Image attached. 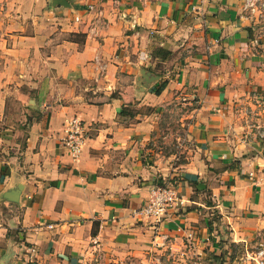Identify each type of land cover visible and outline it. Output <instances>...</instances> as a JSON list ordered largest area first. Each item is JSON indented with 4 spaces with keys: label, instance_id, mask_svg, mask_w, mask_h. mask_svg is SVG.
Wrapping results in <instances>:
<instances>
[{
    "label": "crops",
    "instance_id": "0c3cea01",
    "mask_svg": "<svg viewBox=\"0 0 264 264\" xmlns=\"http://www.w3.org/2000/svg\"><path fill=\"white\" fill-rule=\"evenodd\" d=\"M262 23L243 0H0V264H249L264 245ZM75 115L78 159L62 143ZM163 183L186 204L135 214Z\"/></svg>",
    "mask_w": 264,
    "mask_h": 264
},
{
    "label": "built area",
    "instance_id": "2783aa9c",
    "mask_svg": "<svg viewBox=\"0 0 264 264\" xmlns=\"http://www.w3.org/2000/svg\"><path fill=\"white\" fill-rule=\"evenodd\" d=\"M92 7V6H90ZM243 11L249 16L254 24H263L264 22V0H243ZM79 20V17H76ZM264 41V33H261L255 38V43ZM264 112V100H262ZM257 134L260 138H264V121L257 125ZM62 143L69 151L74 159H78L83 151V147L88 137L87 126L83 120L75 115L66 119L64 123ZM187 202V198L172 183L156 184L149 190L145 204L135 210V214L155 222H160L167 218L170 211L177 209ZM188 239L193 241L195 235L193 232L187 234ZM32 251H35L32 248ZM245 262L249 264H264V245H258L250 250H247L244 257Z\"/></svg>",
    "mask_w": 264,
    "mask_h": 264
},
{
    "label": "rangeland",
    "instance_id": "374dc122",
    "mask_svg": "<svg viewBox=\"0 0 264 264\" xmlns=\"http://www.w3.org/2000/svg\"><path fill=\"white\" fill-rule=\"evenodd\" d=\"M175 104H176V106H175L176 108L173 111H169V113L165 117L166 127H164V131H163V136L167 135V133H169L173 139H175V137L178 134H180V135L184 134L183 129L179 128V126H178V124H179L178 119L180 117L179 114L182 112V109L180 107L182 103H180V105H179V103H175ZM161 141H162V139H160V143H159L160 145H162ZM174 145H176V147H173ZM168 146H169L168 148H172L173 150H177V149L179 150L180 149L179 144L175 143L174 141H171V144L169 142ZM188 247L190 248V246L187 244V248ZM180 257L184 258L185 256L180 255V253L175 254V255H171V253H170V255H169V258H171V262L173 261L174 258H175V261L182 262V259H180ZM198 257H199V255H192L191 259L193 260L194 264H197V263L200 264L201 263V260ZM157 263H159V262H157ZM134 264H135V262H134Z\"/></svg>",
    "mask_w": 264,
    "mask_h": 264
},
{
    "label": "trees",
    "instance_id": "16d2710c",
    "mask_svg": "<svg viewBox=\"0 0 264 264\" xmlns=\"http://www.w3.org/2000/svg\"><path fill=\"white\" fill-rule=\"evenodd\" d=\"M125 111L123 110L121 113H124Z\"/></svg>",
    "mask_w": 264,
    "mask_h": 264
}]
</instances>
